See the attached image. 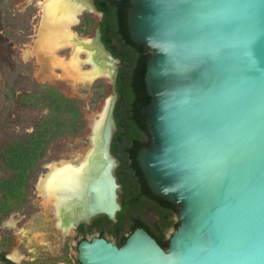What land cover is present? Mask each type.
<instances>
[{"label":"water","instance_id":"water-1","mask_svg":"<svg viewBox=\"0 0 264 264\" xmlns=\"http://www.w3.org/2000/svg\"><path fill=\"white\" fill-rule=\"evenodd\" d=\"M127 16L133 40L151 52L145 83L153 101L143 107L151 145L137 159L152 192L179 207V226L168 249L144 228L123 246L83 239L79 262L264 264V0H131ZM91 36L122 63L100 26ZM119 71L108 80V163L90 181L88 214L76 226L100 214L116 222L121 209L111 151Z\"/></svg>","mask_w":264,"mask_h":264},{"label":"trees","instance_id":"trees-1","mask_svg":"<svg viewBox=\"0 0 264 264\" xmlns=\"http://www.w3.org/2000/svg\"><path fill=\"white\" fill-rule=\"evenodd\" d=\"M5 1L0 0V3ZM95 3L103 13L100 23L102 39L113 55L122 60L117 81L119 100L115 117L118 131L114 146L134 160L132 166L139 169L137 178L147 182L136 156L142 146L151 145L149 128L143 115V107L153 101L145 83L151 52L145 45L136 43L130 34L127 14L131 0H95ZM13 79L14 71L0 70V103L10 102V107L14 103L15 109L37 113L38 116L31 122H15L10 115V126L0 116V225L12 213L27 205L33 182L47 162L50 147L65 136L77 135L85 125L84 112L76 99L36 82H33L31 90L17 93ZM143 192L144 196L138 195L130 205L146 208L145 203L149 201L150 205L147 206L156 216V224L161 232L155 238L163 248L168 249L170 241L166 240L165 234L170 228L177 230L179 222L174 217L178 216L179 207L155 195L146 183ZM130 205L128 203L125 207ZM100 220L106 222L107 228L114 232L117 239L124 241L127 237L121 231L131 233L138 227L149 226L146 218L141 216L124 219L121 214L114 227L110 226L108 217L100 218L98 222ZM0 261L14 264L2 251Z\"/></svg>","mask_w":264,"mask_h":264},{"label":"rangeland","instance_id":"rangeland-1","mask_svg":"<svg viewBox=\"0 0 264 264\" xmlns=\"http://www.w3.org/2000/svg\"><path fill=\"white\" fill-rule=\"evenodd\" d=\"M45 2L46 0H6L0 3V70L14 71L12 84L17 93L31 90L33 82H36L53 87L68 98L76 99L84 112L85 125L77 135L65 136L50 147L47 162L33 182L27 205L12 213L0 225V252H5L14 264H79V242L84 237L91 239L96 236L97 231L84 237L76 236V227L70 234L61 231L55 212L38 189L37 183L49 172V164L71 159L84 153L90 146L91 119L102 112L103 105L112 92L110 83L103 78H96L89 84L70 78L67 72L71 66L70 48L61 49L60 45L43 48L40 45L38 50L41 56L32 53L39 42ZM100 23L99 14L85 11L80 16L79 24L73 26V30L80 37H89ZM85 57V54L81 55L82 59ZM116 65L120 66V63ZM90 68V64L84 66V69ZM53 69L56 73L53 71V75L47 74ZM15 106L13 103L10 107V102L0 103V116L9 122V126L10 115L15 122H31L38 116L37 113L15 109ZM174 219L178 222V216ZM146 220L161 234L154 224L156 217H147ZM102 230L107 239L116 241L114 232L103 227ZM175 232L176 228H170L165 234L166 240H170Z\"/></svg>","mask_w":264,"mask_h":264},{"label":"bare ground","instance_id":"bare-ground-1","mask_svg":"<svg viewBox=\"0 0 264 264\" xmlns=\"http://www.w3.org/2000/svg\"><path fill=\"white\" fill-rule=\"evenodd\" d=\"M85 11L95 13L89 0H46L39 31L40 44L38 42L32 53L40 57V45L43 48L57 45L61 49L70 48L72 67L68 64L70 69L66 71L71 79L88 84L96 78L108 81L117 63L106 55L95 37H80L73 30ZM82 54L86 55L83 59ZM86 64H90L91 68L84 69ZM53 71L47 74L53 75ZM109 102L110 98L104 103L102 112L91 119V143L84 153L49 165V172L37 183L38 189L55 212L59 229L65 234H70L76 224L87 216L88 186L108 163L103 152V130Z\"/></svg>","mask_w":264,"mask_h":264},{"label":"flooded vegetation","instance_id":"flooded-vegetation-1","mask_svg":"<svg viewBox=\"0 0 264 264\" xmlns=\"http://www.w3.org/2000/svg\"><path fill=\"white\" fill-rule=\"evenodd\" d=\"M100 28H101V26H100ZM120 66H121V64H120ZM116 134H117V132H116ZM116 134H115V136H116ZM150 137H151V135H150ZM114 145H115V137H114V141L112 144V150L111 151H112V154L116 157V159L118 161V164L115 168V173L117 176V182H118L120 189H121V191L118 192V200L121 203V209L117 212V221L113 222L111 220L110 226L114 227L117 225L119 217L121 214L124 217V219L135 218V216L136 217L141 216L144 218H147V217L155 218L156 216L151 211V209L147 206V205H150L149 201H146V203L144 201V203L146 204V208L145 207L140 208L139 206L136 207V206L130 205V202L134 201V199L138 195H140L141 197L144 196L143 188H144L145 183L148 185V182H141V180H139L137 178L139 176L138 175L139 169H136L134 166H132L134 160L130 159L128 156L126 157L124 155L125 152L122 151L121 149L115 147ZM137 155H138V153H137ZM136 160L138 162L137 156H136ZM138 164H139V162H138ZM141 170H142V168H141ZM142 172H143V170H142ZM128 203L130 206L125 207L126 204H128ZM103 217H108V216L105 214H100V215L94 217L92 219V221L88 224L81 223V224L77 225L76 226V236L84 237V236L88 235L89 233L97 231L96 236L107 239L104 230H102V227L107 228L106 222L102 221V220H100L98 222V220L100 218H103ZM156 223H157V221H155V223H154L155 226L157 227ZM138 228L146 229L154 237L158 236V233L150 225L148 226V228H145V227H138ZM121 233H122V235H124L125 237L128 238L132 232L131 233H129V232L125 233V231H121ZM84 239H87V238L84 237ZM107 240L110 241L109 239H107ZM126 240L127 239H125V241H124L122 238H120V239L116 238V241L114 243L117 244L118 246H123L125 244ZM1 264H3V263L1 262Z\"/></svg>","mask_w":264,"mask_h":264}]
</instances>
